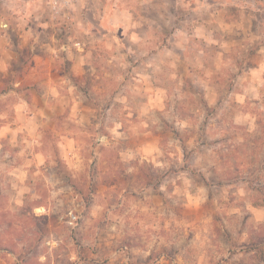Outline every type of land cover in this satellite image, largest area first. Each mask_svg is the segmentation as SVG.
Here are the masks:
<instances>
[{
	"label": "clouds",
	"instance_id": "obj_1",
	"mask_svg": "<svg viewBox=\"0 0 264 264\" xmlns=\"http://www.w3.org/2000/svg\"><path fill=\"white\" fill-rule=\"evenodd\" d=\"M0 264H264V0H0Z\"/></svg>",
	"mask_w": 264,
	"mask_h": 264
}]
</instances>
